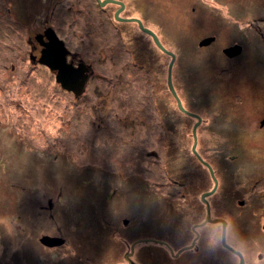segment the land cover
I'll list each match as a JSON object with an SVG mask.
<instances>
[{
	"label": "rangeland",
	"instance_id": "rangeland-1",
	"mask_svg": "<svg viewBox=\"0 0 264 264\" xmlns=\"http://www.w3.org/2000/svg\"><path fill=\"white\" fill-rule=\"evenodd\" d=\"M58 1L0 0V264H128L125 254L133 243L129 264H173L166 244L173 253V244L180 241L174 238L172 179H188L191 165L184 148L188 138L181 134L185 118L178 113L173 153L177 108L166 81L170 56L136 24L117 20L115 31L138 56L125 51L108 55L105 33L88 35L93 54L85 55L73 49L75 38L65 30L70 19L59 17L60 33L66 32L68 38H60L69 50L67 61H86L93 73L87 90L75 98L55 81L53 71L29 59L30 54L38 58L42 48L35 34L51 26L43 11L48 13ZM125 1L126 14L142 16L165 47L175 52L172 83L182 104L204 114L202 89L207 96H218L222 87L205 84L213 80L222 63L218 49L211 47L206 55L195 47L207 31L206 8L218 6L219 12L207 15L227 16L223 17L227 26L237 20L243 27V22L264 15V0ZM153 4L173 18L156 14ZM9 7L13 21L15 9L27 10L23 25L8 18ZM99 21V26L106 25ZM221 34V41L226 42L228 27ZM122 66L127 67L126 76ZM144 72L141 82L138 78ZM193 85H200L202 94L191 93ZM228 85L245 95L249 91L244 89L250 87L252 94L259 90L260 95L264 58L258 61L248 55L243 65L234 68ZM159 104L163 109L157 111ZM199 139L201 150L210 138L200 135ZM217 140L212 137L209 144ZM211 151H204L205 157L214 163L219 179L218 153ZM202 174L192 178L212 179ZM50 197L53 203L48 207ZM213 212L220 213L217 204ZM45 234L61 236L64 243L45 246L39 241ZM215 255L220 261L226 258L225 264H236L220 251Z\"/></svg>",
	"mask_w": 264,
	"mask_h": 264
},
{
	"label": "flooded vegetation",
	"instance_id": "flooded-vegetation-1",
	"mask_svg": "<svg viewBox=\"0 0 264 264\" xmlns=\"http://www.w3.org/2000/svg\"><path fill=\"white\" fill-rule=\"evenodd\" d=\"M116 1L123 3L122 9L118 13L119 16L139 18L142 24L152 30L161 42L154 28L147 25L142 16L126 14L124 11L127 6L125 0ZM162 1L166 3L171 0ZM218 1L226 3V0ZM195 2L192 5L194 7L197 5ZM106 4L112 5V17L115 19L114 13L120 8V4L115 2ZM198 5L203 4L199 3ZM153 7L156 14L163 9L155 4ZM207 13L215 14L217 11L206 8L204 19L207 18L205 23L207 31L202 34L200 39L196 40L195 47L196 51H204L206 55H209L207 53L209 48L218 49L217 52L222 63L218 65V71H216L213 80L205 81V84L211 82L213 87H219L218 84L222 87L218 96H207L204 94L206 90L202 89L201 100L202 107L206 110L205 114L198 112L197 108L187 105V103L182 104L183 107L198 117L182 112L178 108L186 116L184 117L186 123L188 122L184 134L191 136L189 152L198 162H194V157L190 156L191 170L186 172L188 179L173 177V229L175 231L174 238L176 241L179 239L180 242L173 244V253H170L173 255V264H225L226 258L220 261L219 257L215 255L217 251H220L224 257L236 260V264L239 263L240 256L222 243V223L205 222L208 206L211 218L225 220V243L240 253L242 264H264V92L261 90L260 95H257L259 90H255L252 94L249 87V89H244L249 91V95H245L242 92L231 90L228 85L234 68L237 65H243L248 55L257 57L258 61L261 57L264 58V16L254 17L245 22L243 27H240L238 26L240 21L235 20V24L230 21L227 26L223 20L225 16L212 15L210 18ZM161 14L164 18H173L166 13ZM253 19H256V22ZM124 22L128 23V21ZM257 22L260 25L255 24ZM132 23L142 31L136 22L132 21ZM226 27L229 29L228 40L222 42L221 33L226 31ZM148 36L151 37L149 34ZM205 38L208 39V42L200 45L199 42ZM151 40L153 41L152 37ZM153 44L155 45L154 42ZM38 45L41 48L39 43ZM162 45L165 47L163 43ZM234 45L239 46L237 53L228 55L225 50L228 49L230 52L232 49L229 48ZM133 50L138 56L139 53L136 49ZM173 54L175 55V52ZM204 59L207 57L205 56ZM78 60L76 62L74 59L69 61L77 64ZM217 77H221V79L217 81ZM209 87L211 91L212 86ZM175 104L178 107L176 100ZM178 129V120L173 115V134ZM194 135L196 137L194 149L202 160L211 167L214 165L205 157V152L211 150L218 153L216 158L219 159V179L215 176L212 167L217 180L216 187L211 194L204 197H202L203 194L213 188L214 182L213 179L192 178L194 175L203 176L202 171L211 177L208 167L193 152ZM200 135L204 136L205 140L212 139V137H217L218 140L210 145V139H207L206 146L200 150L198 147ZM210 180H212L211 186ZM216 204L220 213L212 215ZM181 223L185 224L183 228H180ZM211 237L213 240H210ZM217 238L219 239L216 240ZM209 241L211 242L210 246H213L212 249H210ZM166 245L170 247L168 243ZM211 255H213L212 259Z\"/></svg>",
	"mask_w": 264,
	"mask_h": 264
},
{
	"label": "trees",
	"instance_id": "trees-1",
	"mask_svg": "<svg viewBox=\"0 0 264 264\" xmlns=\"http://www.w3.org/2000/svg\"><path fill=\"white\" fill-rule=\"evenodd\" d=\"M16 4H17V2H16ZM16 4L14 3L15 8L18 7ZM111 6L112 5H110V4H105L103 7H100L97 0H59L58 3L53 6L54 9L49 10L48 13H45V9H44L42 16L45 15L44 18L47 21V23H50V25L55 30V32L57 33L59 38H62V39H64L63 37L66 38V32L64 34L65 36L60 33L61 30H60V26L57 25V21H58L59 17L66 18V22H67V19H70V22H68L69 24H68V26H66L65 30L67 31V33L72 32V37L75 38V45H74L73 49L77 50L78 52L83 51V53L85 55L93 54L91 51V48H90L92 46V44L90 42H88V38L91 35H93V33H96V36H98V37H99V33H105L106 36L109 38V39L106 38L107 42L105 43V46H104V48L107 49L108 55L113 54L116 56V54H118V55L120 54L119 52L125 51L123 53H126L127 55H131V56H136L135 52H133L132 50H129L126 47L125 42L122 41L121 36L119 35V33H117L118 31L117 30L115 31V26H113V25H115V22H114L115 19L112 17ZM214 8L219 9L216 6ZM98 9H101V12H98ZM18 10L19 9H15L16 19H15V21H13L14 19L10 18L11 9H10V7L7 8L8 18L11 19L15 23L23 25V23L25 21L24 16L26 15L25 12H27V10L24 9L23 7H20V10L19 11ZM217 12H219V11H217ZM96 13L98 14V16L96 15ZM259 16L261 17L264 15L260 14V15H257L256 17H259ZM99 19H101L103 22H106V25H103V26L100 25L99 26V24H100V23H98V22H100ZM233 19H234V17H233ZM253 21L256 22V19H253ZM232 22L234 24L236 23L235 20H232ZM244 23L245 22H243V24ZM255 24L260 25L258 22ZM105 29H107V32H102V30H105ZM109 29H110V31H109ZM111 30H113L114 32L113 31L111 32ZM89 34H91V35L88 37ZM64 41H65V39H64ZM66 41H68V38H66ZM95 52L97 55H100V53L97 52L96 47H95ZM133 59L135 61H137L135 58H132V61H133ZM132 61H130V62H132ZM83 62L87 66H89V68L91 67L90 66L91 64L87 63L86 61H83ZM120 70L125 72V76H126L127 67L122 66L120 68ZM91 71H92V69H91ZM92 74L93 73H91V74L89 73V76H88V79L85 83L84 89L80 95L76 96L72 92H70V91H68V92L72 93L75 96V98H80L81 95L87 90L86 84H87V82H88V80ZM144 75H145V72L142 73V75L140 76V79L138 78V80L143 82L144 78L143 79H141V78ZM117 78L119 79V76ZM197 83H201V82H197ZM200 85L197 87L195 85H193V87L195 89H192L191 93H194L196 91L197 92L200 91V93L202 94V91H201L202 87ZM181 100L183 101V99H181ZM150 104L152 105V101H150V103L148 104L149 107H150ZM176 108H177V110L173 112V115L176 116L177 120H178L177 113L179 115H182L183 117H186L182 112H180L178 107H176ZM162 109H163V106L161 104H159L157 106V111H160ZM147 119H150V118H147ZM161 120H162L161 117H159V124H160ZM187 123L185 121L184 125L185 124L187 125ZM149 125H151V124H149ZM147 129H148V127H147ZM151 129H154V127ZM141 130H143V129H141ZM185 130H186V128L185 129L181 128V134L182 135H185L184 134ZM185 136H187L188 139H186L187 140V146H185L184 148L186 149L187 160L189 162V159H191L190 156H192V154L190 152H188L189 144L191 143V136H189V135H185ZM174 137H175V134H173V153L175 155L176 148H177V142H176V139ZM192 157H194V156H192ZM173 160H174V156H173ZM196 161L197 160L194 157V162H196ZM212 167L214 168L213 165H212ZM172 181H173V179H172ZM59 193H60V191H58L57 195H59ZM52 203H53V200L50 197L47 201L48 207H51Z\"/></svg>",
	"mask_w": 264,
	"mask_h": 264
},
{
	"label": "water",
	"instance_id": "water-1",
	"mask_svg": "<svg viewBox=\"0 0 264 264\" xmlns=\"http://www.w3.org/2000/svg\"><path fill=\"white\" fill-rule=\"evenodd\" d=\"M97 2L99 4V6H104L108 2H115V3L120 4V8L117 9L114 13L115 19L119 20V21H128V22L134 21V22H136L138 27L142 31L146 32L147 34H149L152 37L155 45L161 51H163L164 53H166L170 56V61H169L168 67H167V76H166L168 89L171 92L172 96L175 98L178 108L182 112L188 113L190 115H194V114L188 112L183 107L181 100H180V98H179L178 94L176 93L175 88L173 86L172 77H171L172 65H173V62L175 60V55L173 54V52L166 49L162 45V43L159 41L156 34L152 30H150L149 28L145 27L139 18H137V17L124 18V17L119 16L118 13L123 7L122 2L116 1V0H97ZM34 38L41 45L42 48L40 49V54H39L38 58H36V55L30 54V56H29L30 60L32 62L37 61L41 65H44L49 70L53 71L54 72V79L60 85V87L62 89L66 90V91H70L76 96L80 95L84 89L85 83H86L88 76H89V67L82 61H79L77 64H73L72 62L67 61V55L69 54V50L66 48L63 40L59 38V36L57 35L55 30L51 26H47L43 30V32L35 34ZM207 42H208V39L205 38V39H202L199 42V44L202 45V44L207 43ZM229 49H232V50L230 52L228 51V49L225 51L228 52L227 53L228 55H232V54L237 53V49H239V46L234 45V46L230 47ZM194 116L198 117L197 115H194ZM195 140H196V137L194 135V144L192 146L193 152L198 156L200 161L208 167L209 172H210L211 177H212L213 182H214L213 188L209 192L204 193L202 196V197H204L205 195L211 194L214 191L216 184H217V180L213 174L212 167L207 162L202 160L199 157V155L197 154V152L195 151V149H194ZM205 222H209V223L221 222L222 223V225H223L222 243L228 249L234 251L235 253H237L240 256L239 263H237V264H242V258H241L240 253L235 251L233 248H231L229 245H227L225 243V240H224L225 220L221 219V218H211L209 208L207 206V214L205 217ZM124 223H126V220L124 221ZM39 241L43 245L51 247V246L61 245L64 242V239L61 236H51V235L45 234L39 238ZM159 242H162V241H159ZM133 245H134V243L130 246V251L127 254H125V257L127 259H128L129 254H131V252L133 250ZM169 250L172 253V250L170 249V247H169ZM129 263H130V261L128 260V264Z\"/></svg>",
	"mask_w": 264,
	"mask_h": 264
}]
</instances>
